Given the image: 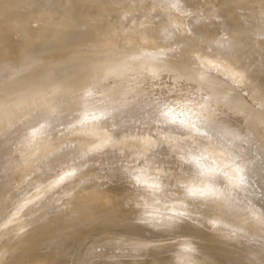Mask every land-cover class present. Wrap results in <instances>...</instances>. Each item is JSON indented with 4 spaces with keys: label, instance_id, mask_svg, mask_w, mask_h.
Wrapping results in <instances>:
<instances>
[{
    "label": "water",
    "instance_id": "1",
    "mask_svg": "<svg viewBox=\"0 0 264 264\" xmlns=\"http://www.w3.org/2000/svg\"><path fill=\"white\" fill-rule=\"evenodd\" d=\"M0 264H264V0H0Z\"/></svg>",
    "mask_w": 264,
    "mask_h": 264
}]
</instances>
